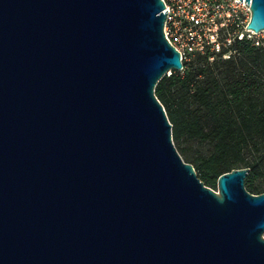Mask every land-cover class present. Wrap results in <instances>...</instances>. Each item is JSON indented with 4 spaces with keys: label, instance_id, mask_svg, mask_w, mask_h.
<instances>
[{
    "label": "water",
    "instance_id": "95a60500",
    "mask_svg": "<svg viewBox=\"0 0 264 264\" xmlns=\"http://www.w3.org/2000/svg\"><path fill=\"white\" fill-rule=\"evenodd\" d=\"M244 3L264 31V0ZM163 8L0 0V264H264L249 168L214 190L172 140Z\"/></svg>",
    "mask_w": 264,
    "mask_h": 264
},
{
    "label": "trees",
    "instance_id": "16d2710c",
    "mask_svg": "<svg viewBox=\"0 0 264 264\" xmlns=\"http://www.w3.org/2000/svg\"><path fill=\"white\" fill-rule=\"evenodd\" d=\"M228 58L196 55L156 84L172 140L199 179L216 190L224 172L249 168L245 188L264 192V45L236 40ZM196 144V145H195ZM197 144L203 146L197 148Z\"/></svg>",
    "mask_w": 264,
    "mask_h": 264
},
{
    "label": "built area",
    "instance_id": "2783aa9c",
    "mask_svg": "<svg viewBox=\"0 0 264 264\" xmlns=\"http://www.w3.org/2000/svg\"><path fill=\"white\" fill-rule=\"evenodd\" d=\"M167 9L163 32L166 40L179 52L183 64L196 55L228 58L230 47L244 38L264 45V34L246 27L250 8L244 0H162ZM170 71L167 75H170Z\"/></svg>",
    "mask_w": 264,
    "mask_h": 264
},
{
    "label": "rangeland",
    "instance_id": "374dc122",
    "mask_svg": "<svg viewBox=\"0 0 264 264\" xmlns=\"http://www.w3.org/2000/svg\"><path fill=\"white\" fill-rule=\"evenodd\" d=\"M262 34H264V33H259L258 35H257V37L258 38H261V36H262ZM172 71V70H171ZM170 71V72H171ZM196 145V144H195ZM198 146H197V148H199V149H202L203 148V146H201V145H199V144H197Z\"/></svg>",
    "mask_w": 264,
    "mask_h": 264
}]
</instances>
